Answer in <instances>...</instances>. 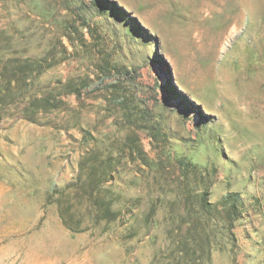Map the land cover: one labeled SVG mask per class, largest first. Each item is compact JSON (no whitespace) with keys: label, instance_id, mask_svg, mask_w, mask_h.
I'll return each mask as SVG.
<instances>
[{"label":"rangeland","instance_id":"1","mask_svg":"<svg viewBox=\"0 0 264 264\" xmlns=\"http://www.w3.org/2000/svg\"><path fill=\"white\" fill-rule=\"evenodd\" d=\"M0 58H46L36 96L56 105L0 118V264L169 262L173 213L131 236L79 197L107 147L140 204L238 193L205 264H264V0H0Z\"/></svg>","mask_w":264,"mask_h":264},{"label":"trees","instance_id":"2","mask_svg":"<svg viewBox=\"0 0 264 264\" xmlns=\"http://www.w3.org/2000/svg\"><path fill=\"white\" fill-rule=\"evenodd\" d=\"M36 60L0 58V118L7 108H16L23 101L22 117L31 121H37L41 117L38 115L56 107L49 100L48 92L36 96L39 87L34 86L32 73L39 67L41 70L50 66H44L46 58ZM107 149L102 150V155L95 150L89 151L85 161L79 164L78 179L73 183L79 197L88 202L93 221L110 222L120 217L126 223L124 227L129 235H138L139 231L148 235L158 223L154 216L158 210L173 213L177 216L175 223L179 232L169 237L166 249L170 260L167 264H205L210 260L213 248L220 244L218 235H225L231 228L226 219L231 222L242 215L241 196L229 191L217 202H209L204 192H200L194 195L193 202L189 189L183 188L178 195V204H140V197L129 196L117 183L119 175H115L118 172L115 157L121 150H116L114 155L109 147ZM62 191L60 195H63ZM68 227L72 228L71 225Z\"/></svg>","mask_w":264,"mask_h":264}]
</instances>
